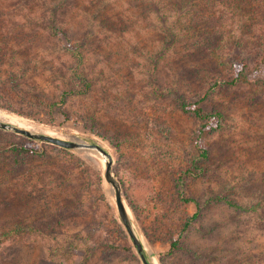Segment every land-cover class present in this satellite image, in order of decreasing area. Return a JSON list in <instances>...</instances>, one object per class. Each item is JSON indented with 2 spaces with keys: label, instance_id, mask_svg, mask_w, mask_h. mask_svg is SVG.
I'll list each match as a JSON object with an SVG mask.
<instances>
[{
  "label": "rangeland",
  "instance_id": "rangeland-1",
  "mask_svg": "<svg viewBox=\"0 0 264 264\" xmlns=\"http://www.w3.org/2000/svg\"><path fill=\"white\" fill-rule=\"evenodd\" d=\"M172 1L70 0L57 9L60 0H0L2 34L13 43L0 69L27 63L22 85L40 86L50 96L40 103L2 85L0 118L107 149L155 264H264V7L245 6L234 15L220 6L224 22L212 17L218 32L202 43L191 15H181L180 2L174 7ZM15 45L22 47L19 56ZM75 50L82 55L79 66ZM241 65L243 79L224 84ZM86 83V93L54 104L63 91H82ZM179 94L189 103L206 97L200 106L215 115L214 123L219 117L222 128L199 137L206 122L180 110ZM24 145L47 155H14L13 146ZM202 147L207 159L200 158ZM56 148L0 129V264H68L88 251L94 257L85 264H136L137 251L105 180V161ZM56 165L69 168L71 183L62 192L48 187L44 202L66 208L69 196L82 201L75 217L59 227L69 239L58 247L62 236L47 239L31 229L41 212L38 175L48 180ZM18 223L23 230L5 235ZM174 241L180 249L170 254ZM109 244L126 251L107 254Z\"/></svg>",
  "mask_w": 264,
  "mask_h": 264
},
{
  "label": "trees",
  "instance_id": "trees-1",
  "mask_svg": "<svg viewBox=\"0 0 264 264\" xmlns=\"http://www.w3.org/2000/svg\"><path fill=\"white\" fill-rule=\"evenodd\" d=\"M180 2V7L178 8V12L180 11L181 15H186L187 13H189L191 15V17L193 18V21L195 23V32L198 35V38L202 39V43L203 41L206 42L210 39V37H213L215 35V31L218 32V30H216L218 27H216V25H211L210 24V19H215L217 20L216 22H219L220 24H223L224 22V15H225V11H220V6H226L227 8H230L231 12L235 14L241 12V11H245V6H250L252 7V9L254 10H260L261 8L263 9L264 7V0H173L172 1V5L174 7H176V5H178V2ZM70 0H60V2H58L59 6L58 8L62 9V5H66L69 4ZM186 3V4H185ZM210 6L212 7V11L210 9ZM258 6V7H257ZM45 8H47V4L45 3ZM197 7H202V8H197ZM256 8V9H255ZM210 10V16H206V13ZM226 10V9H225ZM185 12V13H182ZM187 12V13H186ZM201 21V22H200ZM46 21H44L45 23ZM1 23V22H0ZM205 25V27H201L203 25ZM51 25V24H50ZM50 25H48V28L50 27ZM2 26L0 27V62H4L5 59H7L9 57V52L11 51L10 48L13 45V43H10V37L8 34H2ZM50 29H52L53 33H56L58 28L56 27L55 23L52 24V26L50 27ZM5 38V39H2ZM202 43L199 41L198 44L196 46L201 47ZM196 44V42H195ZM17 48H15V53L19 56V49L22 48L18 45ZM28 48V47H25ZM244 48V47H243ZM74 56L75 59H77L76 61V66H79L80 63L82 62V55L79 52V50H75L74 52ZM260 62H262L264 64V53L259 57ZM79 61V63H78ZM234 62V61H232ZM5 63V62H4ZM234 67H236L237 65H239V62L233 63ZM244 64V63H242ZM6 66V65H5ZM4 66V67H5ZM7 68V67H6ZM11 68V69H10ZM244 66L241 65L239 66V73L236 75V78L231 81H225L224 84L227 85H231V84H236L237 82L241 81L243 79V70H244ZM29 71V68L27 66V63H20L16 68H12V67H8L7 69H5L4 71H2L0 69V86L4 85V86H10L9 88L13 91V92H19V94H25L26 97H32L35 98L36 100H38L40 103H46L47 98L44 95H42L41 91H45V90H41L40 86H23V80L25 79V82L27 81L28 78H26L27 76V72ZM216 85V83H215ZM88 86H90L89 84L86 83L84 90H79L76 91V89H72V90H65L62 92L61 98H60V103H58L57 101L54 102V104H64V102L66 101V97L68 96V94H80V93H86L87 89L89 88ZM158 90L159 91V87H156L153 89V93ZM40 91V92H38ZM155 94V93H154ZM159 94H163L162 92H159ZM156 95V94H155ZM208 96V94L206 95ZM176 97L178 98L179 101V106H180V110L184 113H188V114H193L196 117L201 118L202 120H205V124L202 127V131H200V135L199 137L202 136L203 133L205 132H212V131H216L222 128V124L220 118L218 117V121H216V123H214L212 121V118L215 117V115H211V114H205L203 108L200 106V103L202 104L206 99V97L202 98L201 100H199V103H189L187 102L182 95H176ZM221 116V115H219ZM198 137V139H199ZM199 143V141H198ZM58 152H64L65 149H61V148H56ZM202 150H204V152L202 153V155H200V158H204L207 159L208 157V151L205 147H202ZM12 151L14 153V155L19 156L21 155H34V156H43V155H47L46 150L44 149H37L35 147H30L29 145L26 146H21V147H16L13 146ZM20 157V156H19ZM18 157V158H19ZM16 158V161L19 163L20 158L18 159ZM86 161H93L91 157L85 158ZM56 169L51 173V177L47 180V179H43L41 178L40 175H38V181H37V185H36V190H38L40 192L41 195V199H40V203H41V212L36 213L37 218L36 219H31L34 220L32 221L33 225H32V231L36 232V234L39 236H44V238L47 237L51 238L53 236H55V238H58L60 236H62V240H61V244L56 243L55 247H58L60 245H62V243H65L66 240L69 239V237H65L61 230L58 231L60 226H64L65 221L68 220L69 218H74L75 216H73V212H79L80 210V202H82L79 198V196H69L70 199H72L69 203V205L65 207L61 206L62 204L59 202L57 204V207L53 208V204L48 202H44V200L46 199V197H48V195L50 194L49 192L52 191L53 189L55 191H64V188L70 186L71 183V178H68L67 170L69 169L67 166H55ZM190 172V171H188ZM48 187H50V190L48 192ZM70 191V190H68ZM57 194V193H56ZM62 194V193H61ZM71 194V193H70ZM69 194V195H70ZM189 200V199H186ZM71 204V205H70ZM226 205H228L231 208H236V209H242V207L238 204H235L231 201H226ZM78 210V211H77ZM39 211V210H37ZM200 216V214L197 212L195 213L189 221H187V223L184 226V232H187V230H189V228L191 227L192 221L198 219ZM19 226V228L16 230H11V231H7L4 232L5 235H7L8 233H12L15 232L17 233V231L19 230H23V227H21L20 223L17 224ZM121 226L119 225V228ZM76 236V235H75ZM74 236V237H75ZM73 237V238H74ZM59 241V240H58ZM71 246L69 245V249L67 251V253L71 254V252L73 251V249L71 250ZM74 246V245H73ZM107 251L105 253H109V252H117V251H126L125 248L119 247V246H115V245H108L106 246ZM180 249V243L178 241H174L172 243L171 249L169 251L170 254L175 253L177 250ZM51 251H53V249H50ZM127 250L132 251V247H129ZM54 252V251H53ZM84 253H79V255L73 256V260H69L68 264H78V262H80V264H85L87 262V259L90 258L91 256L94 257V254L90 253L88 251ZM145 257L148 259V261L150 262V255L147 252H144ZM135 258H136V264H143L141 261L140 256L137 254H135ZM78 260V262H77Z\"/></svg>",
  "mask_w": 264,
  "mask_h": 264
},
{
  "label": "water",
  "instance_id": "water-1",
  "mask_svg": "<svg viewBox=\"0 0 264 264\" xmlns=\"http://www.w3.org/2000/svg\"><path fill=\"white\" fill-rule=\"evenodd\" d=\"M0 129L11 131L23 135L32 140L48 143L63 149L86 152L88 154H95L101 157L106 164L104 176L105 180L112 187V193L116 198L117 210L120 221L124 226L125 230L127 231V234L130 237L137 251V254L140 256L142 263L154 264L153 261L149 262L144 255L146 249L144 247L142 239L140 238V235L138 234L134 226L130 212L124 201L122 185L118 178L115 176L113 169V158L111 154L107 151V149H105L101 144L97 142H87L82 140H65L45 133H37L25 128H20L3 120H0Z\"/></svg>",
  "mask_w": 264,
  "mask_h": 264
},
{
  "label": "bare ground",
  "instance_id": "bare-ground-1",
  "mask_svg": "<svg viewBox=\"0 0 264 264\" xmlns=\"http://www.w3.org/2000/svg\"><path fill=\"white\" fill-rule=\"evenodd\" d=\"M0 120H3V119L0 118ZM3 121H5V120H3ZM5 122H7V121H5ZM8 123H10V122H8ZM10 124L15 125V126H18V127H20V128H25V129L31 130V131H33V132H37V133H45V134H48V135H52V136H54V135L51 134L50 132L38 131V130H34V129H31V128H28V127H23V126H20V125L14 124V123H10ZM153 263H154V261H153ZM154 264H155V263H154Z\"/></svg>",
  "mask_w": 264,
  "mask_h": 264
}]
</instances>
